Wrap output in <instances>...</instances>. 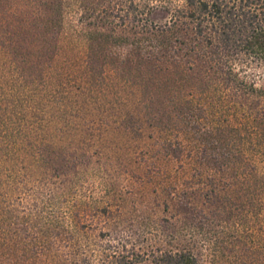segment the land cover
Wrapping results in <instances>:
<instances>
[{"label":"rangeland","instance_id":"374dc122","mask_svg":"<svg viewBox=\"0 0 264 264\" xmlns=\"http://www.w3.org/2000/svg\"><path fill=\"white\" fill-rule=\"evenodd\" d=\"M104 1L64 0V29L57 34L45 33L42 23L53 16L46 9L52 0H0V121L8 124L0 127V177L6 182L1 194L22 211L67 226L66 239L79 244L90 264H103L107 245L142 252L170 248L175 244L167 235L193 215L224 226L235 217L222 200L212 209L204 202L213 179L195 192L198 207L184 199L191 182L219 166L213 153L199 150L206 137L189 122L187 106L179 113L168 100L173 93L158 90L153 76L135 83L103 56H91L89 33H109L99 26L100 11L94 12ZM169 17L160 9L148 16L159 24ZM10 38L20 39L17 60L1 44ZM250 71L260 75L264 66ZM21 133L20 158H5L4 137ZM59 240L58 259H68L71 244ZM191 244L201 252L200 264H234L212 255L201 238Z\"/></svg>","mask_w":264,"mask_h":264},{"label":"trees","instance_id":"16d2710c","mask_svg":"<svg viewBox=\"0 0 264 264\" xmlns=\"http://www.w3.org/2000/svg\"><path fill=\"white\" fill-rule=\"evenodd\" d=\"M52 1L46 9L53 16L42 23L45 33L60 34L64 0ZM100 7L94 12L100 11L99 26L109 33H89L91 56H103L118 70L130 73L129 80L135 83L136 79L145 84L146 77L153 76L158 90L173 93L168 100L179 113L181 106H187L193 129L206 137L199 150L204 156L213 153L219 166L211 169L214 174L208 178L191 182L183 191L184 199L198 207L197 191H204L206 179H213L214 188L205 193L204 202L211 204L214 199L208 204L212 209L222 200L224 209H232L235 216L224 226L193 215L192 222L167 235L175 245L166 249L142 252L136 246L107 245L103 264H200L201 252L195 253L197 248L191 244L199 238L212 255L222 254L234 264H264V72L250 71L264 66V0H105ZM158 9L170 14L164 24L148 18ZM18 41L10 38L1 43L15 60L20 57ZM7 126L0 121V127ZM20 136L25 140L22 133L4 137L5 158H20ZM189 165L194 173L198 170ZM199 176L204 177L202 171ZM5 183L0 177V190ZM177 197L176 193L172 200ZM68 234L67 226L39 212L16 208L0 191V264H90L89 255L82 258L79 244L66 239ZM59 238L71 244L68 259H58Z\"/></svg>","mask_w":264,"mask_h":264}]
</instances>
